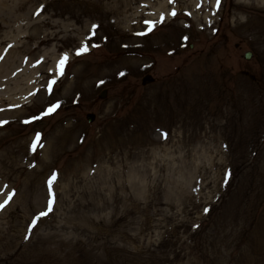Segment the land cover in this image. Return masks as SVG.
<instances>
[{
  "label": "rangeland",
  "instance_id": "rangeland-1",
  "mask_svg": "<svg viewBox=\"0 0 264 264\" xmlns=\"http://www.w3.org/2000/svg\"><path fill=\"white\" fill-rule=\"evenodd\" d=\"M5 200L0 264H264V4L0 0Z\"/></svg>",
  "mask_w": 264,
  "mask_h": 264
},
{
  "label": "snow or ice",
  "instance_id": "snow-or-ice-1",
  "mask_svg": "<svg viewBox=\"0 0 264 264\" xmlns=\"http://www.w3.org/2000/svg\"><path fill=\"white\" fill-rule=\"evenodd\" d=\"M171 2H174V0H170V3ZM216 3H217V6L219 5V0H216ZM41 10H42V7H41ZM37 14H39V12H37ZM172 16H175L176 15V12L175 10H173L171 13H170ZM147 23H149L150 25L153 24L154 22L152 21H148ZM97 26L93 25V29H95ZM185 39H187L185 37ZM87 44H84L81 48L77 49V52L76 54L77 55H80L82 52H85L87 51ZM67 60H68V55L67 53L63 54L61 56V58L58 60L57 62V65H56V73L52 75V78L47 82V93L49 95H51L53 93V86L57 83V79H56V75H60L62 76L63 75V72H64V66L65 64L67 63ZM37 63H40L39 61ZM120 75H124V73H120ZM100 83H103V81H101ZM39 90H37L38 92ZM37 93L36 92H33L31 93V95H36ZM60 107V102L57 101L55 104H52L50 103L48 105V107L44 110V114L45 115H49V114H52L54 113L58 108ZM36 117H33V119H35ZM26 123L29 122V121H25ZM165 137H166V133L164 134ZM37 138H39V134H37ZM56 178V174L53 173L52 177L49 178V181H48V185H49V193L50 195H52V189H51V186H52V182L53 180ZM11 195H14V193L10 194L9 195V200L11 199ZM9 201L8 200H5L3 203H0V209H3L6 204L8 203ZM52 210V200L50 199L49 200V203H48V206H47V210L46 211H41L39 213V215L37 217H35V219L32 221V224L33 226H35L36 222L41 218V217H44L46 215H48V213ZM207 211V209L205 210Z\"/></svg>",
  "mask_w": 264,
  "mask_h": 264
},
{
  "label": "water",
  "instance_id": "water-1",
  "mask_svg": "<svg viewBox=\"0 0 264 264\" xmlns=\"http://www.w3.org/2000/svg\"><path fill=\"white\" fill-rule=\"evenodd\" d=\"M249 56H250V53L247 52V53L245 54V57H246V58H249ZM152 80H153V79L150 77V75H145V76L143 77V79H142V83L145 84V83L151 82ZM105 92H106L105 90L102 91V93L100 94V97H104ZM86 117H87L88 121H92L93 118H94V114L89 113V114H87Z\"/></svg>",
  "mask_w": 264,
  "mask_h": 264
},
{
  "label": "bare ground",
  "instance_id": "bare-ground-1",
  "mask_svg": "<svg viewBox=\"0 0 264 264\" xmlns=\"http://www.w3.org/2000/svg\"><path fill=\"white\" fill-rule=\"evenodd\" d=\"M254 2H255L256 4H259V5L262 4V3L264 4V0H254ZM258 26H259V25L255 24L254 26L250 25V26H247V27H244V28H245V30H249V31H251V33H252V31H253V33L256 34V33H257L256 30L259 31ZM258 35H259V34H258Z\"/></svg>",
  "mask_w": 264,
  "mask_h": 264
}]
</instances>
